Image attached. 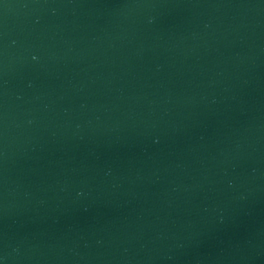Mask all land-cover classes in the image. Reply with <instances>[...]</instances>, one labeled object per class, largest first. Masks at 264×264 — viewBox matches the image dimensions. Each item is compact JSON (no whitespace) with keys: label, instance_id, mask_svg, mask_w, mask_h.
Here are the masks:
<instances>
[{"label":"water","instance_id":"1","mask_svg":"<svg viewBox=\"0 0 264 264\" xmlns=\"http://www.w3.org/2000/svg\"><path fill=\"white\" fill-rule=\"evenodd\" d=\"M0 264H264V0H0Z\"/></svg>","mask_w":264,"mask_h":264}]
</instances>
